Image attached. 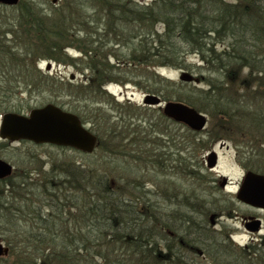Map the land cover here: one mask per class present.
Here are the masks:
<instances>
[{
	"label": "trees",
	"instance_id": "obj_1",
	"mask_svg": "<svg viewBox=\"0 0 264 264\" xmlns=\"http://www.w3.org/2000/svg\"><path fill=\"white\" fill-rule=\"evenodd\" d=\"M133 2L125 1L121 8H114L115 13L110 12L112 8H106L105 11L103 9L107 13V20L111 16L115 18L114 21L124 26L130 25L131 28L139 24L140 45L131 50L130 61H137L139 67L153 68L156 71L163 66L181 68L185 66L188 54H199L204 62V67L201 68L209 69L213 74L218 73L220 76L209 78L200 72L195 76L196 81L206 84L208 88L196 87L187 94L177 95V100L210 115L214 119L215 128H211L207 136L199 135V132L196 133L186 125L167 118L162 108H159L155 114L160 120L158 128L161 132L165 130V127L161 129V122L175 129L168 133L169 139H155L154 145H158L163 151L155 154L154 149H144L143 146L148 144L147 139L150 137L148 132L144 135L145 130L141 125L122 118L111 130L91 128L99 138L98 148L103 147L104 152L109 153L114 146L119 147L120 151L116 154L124 157L126 154L132 155L137 161L152 153L157 156L152 157L154 164L160 159L163 162L167 160V151L169 154H178L177 159L180 162H177V171H182L197 185L206 187L203 152L220 141L222 135L214 131L216 127L224 129L227 133L235 131L236 141L245 138L237 145L239 150L244 147L245 141L254 139L257 142L256 137L264 134V0H154L151 4L137 8L133 7ZM25 8L26 11L23 8L22 12L13 13L12 16H9L8 11L0 15V19L12 17L10 23L0 22V100L9 101H0V115L9 111L23 113L35 107L31 103L18 106L12 103L15 95L24 93L11 79L21 72L24 73V70L20 69L21 66L32 72H39L38 75L41 76L39 62L43 59H56L54 51L57 49V56L61 57L70 44L79 40V48L82 51L86 46L84 52L94 54L98 52L96 45L104 44L101 36L96 38V34H91L88 41L79 39V27L81 24L85 25L84 20L75 22L67 29L63 21L54 20L51 13L47 16L32 15V7ZM157 25H162V31L156 29ZM64 29L65 32L62 33ZM24 31L27 38L22 36ZM66 38L70 41L67 45L63 43ZM118 38H121V35ZM28 65H32L31 68ZM95 72L97 73L90 81L94 88L100 91V87L111 81V76L103 75L105 73H99L96 69ZM221 76L224 77L223 80L219 78ZM44 78L51 77L44 75ZM57 79L60 83L64 81L59 77ZM162 84V89L150 87L149 92L163 94L166 83ZM202 98L204 102H201ZM164 99L172 100L170 97ZM71 111L79 115L83 123L86 122L77 109ZM131 117L132 115H129L128 119ZM144 122L154 130V126L150 124L151 120L150 123L145 120ZM259 131L261 133L256 135ZM109 133L111 137L108 136ZM119 137L123 139V144L116 143L111 147L107 142L110 138ZM158 137L159 134L156 138ZM127 138L130 141L124 144ZM261 144L257 142L260 147ZM167 157L170 158L168 155ZM75 168L76 171L72 169L67 178L69 180L65 195L58 198L61 199L59 205L56 207L54 202L48 200V213L45 207L37 210L38 229L35 233L31 232L36 247L24 248V256L18 264H49L52 258L55 261L53 264L194 263L193 260L185 259L171 235V231L176 232L178 227L184 228L185 222L190 220L187 212L179 214L175 211L184 225L171 228L167 216L172 213L161 214L162 217L156 215L154 204L149 203L148 198L138 195L133 200H125V197L113 189L115 183L109 181V177L100 181L101 177H97L96 171L95 176H86L80 172V166ZM6 181H10V178L0 181V184ZM72 189L74 193H70ZM195 189L193 187L191 190L192 196L200 198ZM6 192L9 193L7 189ZM3 194L5 193L0 194V209L7 213L9 203L2 200ZM175 195L177 197L178 192ZM189 195L188 192L185 193L184 205L187 204L185 200L190 201ZM23 196L18 197L23 199ZM71 203H74V206ZM127 210L130 211L131 217H124ZM199 244L195 243L193 249V253L198 255L201 254L200 251H204ZM257 244L252 242L248 246H235L241 253L238 263L235 264H264V253L260 248L254 247L258 246ZM9 245V256L12 259L15 246L12 242ZM8 258L0 257V264H7V260L10 262ZM14 262L10 264H16Z\"/></svg>",
	"mask_w": 264,
	"mask_h": 264
},
{
	"label": "rangeland",
	"instance_id": "obj_2",
	"mask_svg": "<svg viewBox=\"0 0 264 264\" xmlns=\"http://www.w3.org/2000/svg\"><path fill=\"white\" fill-rule=\"evenodd\" d=\"M125 1L127 0H20L17 5L13 6L0 4V15L8 11L9 16H12L13 13L22 12L23 8L26 11L25 7L30 6L32 7L30 9L32 15L47 16L51 13L50 15L54 17V20H62L67 29L75 22L84 20L85 25L81 24L79 27L81 29L78 35L79 39H87L88 41L91 34H96V38L100 35L104 43L103 45L101 43L96 45L98 52L102 45L99 54L98 52L94 54L85 53L86 46L82 51L79 48V40L70 44L71 46L62 52L61 57L57 56L59 54L57 49L54 51L56 59H43L39 62L38 68L41 71V76L38 75L39 72H32L27 68L25 69V66H21L20 69L24 70V73L21 72V76L17 74L11 79L13 84L17 85L24 93L15 95L13 102L11 99L10 102L17 106L31 103L38 107L51 102L63 106L62 108L69 111L77 109L84 116L86 121L84 124L87 128L95 130H99V128H102L103 131L114 129L116 123H120L119 119L122 118L127 122L141 125V128L145 130L144 135L148 132L150 136L147 139L148 144L143 148L154 149L156 154L163 150L158 145H154L155 139L156 141L159 138L167 140L169 139L168 133L175 129L173 126L161 122V129L163 130L165 127V130L161 132L158 128L160 120L155 114L159 107L143 104L144 96L151 93L149 92L150 87L162 89V83L165 82L166 90L160 95L161 98L164 100V98L170 97L172 100H177V95L187 94L196 87L208 88L206 84L196 81L195 76L200 72L209 78L220 75L218 73L213 74L209 69L201 68L204 67V62L200 55L195 53L188 54L186 64L181 68L163 66L154 71L153 68L139 67L137 61L131 62V57L129 58L131 50L140 45L138 30L140 31L141 28H139V24H136L134 28H131L130 25L124 26V24L114 21L115 18L113 19L111 16L107 20V13L104 12L106 8H112L110 12L115 13L114 8H121L125 5ZM133 1L135 4L133 7L137 8L151 4L154 0ZM4 6L9 8L5 9ZM9 16L0 19V22L8 21L10 23L12 17ZM156 29L161 30L163 27L157 25ZM64 32L65 29L62 30V33ZM118 35H121V38H118ZM22 36L27 38V33L24 31ZM64 36L66 37V34ZM64 39L59 40L63 42ZM69 42L66 38L63 43L67 45ZM48 63H51L49 70L47 68ZM28 66L31 68L32 65ZM95 69L99 73L100 71L105 73L103 75L111 76V81L100 87V91L95 87L98 89L96 90L90 81L97 73ZM245 72L247 73L248 70ZM183 73L192 75L193 80L183 81L181 79ZM44 75L51 78H44ZM58 77H64V81L60 83ZM219 78L224 79L222 76ZM162 80L165 81L162 82ZM0 101L9 103L6 99ZM201 102H204L203 98ZM129 115L132 117L128 119ZM208 118L206 129L199 132V135L207 136L211 131L210 129L215 128L214 119L210 115ZM144 120L148 123L151 120L150 124L154 126V130ZM99 124L103 126L101 127ZM214 131L222 135L215 146L219 152V164L213 171L205 166L206 187L197 185L193 180H189V176L184 175L182 171H177L176 166H179L177 162H180L177 159L178 154H169L167 151V160L163 162L160 159L162 162L159 160L155 164L152 163V157L157 156L152 153H148L145 156L146 160L142 159L141 161L135 160L132 155L126 154L124 157L116 154L120 149L113 147V145L116 143L118 145L123 144V139L120 137L117 139L110 138V141H107L113 147L111 152H104L103 147H100L91 154L49 144H35L30 141L9 142L0 139V158L13 166L12 174L1 179L4 181L10 178V181L0 184V194L5 193L3 196L1 195L2 200L9 203L6 209L7 213L0 209V242L4 248L9 249L7 255L0 257L11 258L9 256L11 252L10 242L15 246L13 255L16 258L14 262L12 257L10 262L16 264L24 256L22 255L24 248L36 247L31 232L35 233L38 229L37 210L45 207L46 213H48L50 210V205L47 204L49 203L48 200L54 202L56 207L59 205L61 199L58 198L65 195V187L67 180H69L67 178H69L72 169L80 166V172L86 176H95L96 171L97 177H101L100 181L109 177V181L112 180L115 183L113 189L120 196L125 197L123 199L133 200L141 195L148 198L149 203L154 204L153 210H155L156 215L172 213L167 216L171 228L181 226L183 221L179 214L180 212H187L190 220L185 222L186 230L190 238L192 237L193 241L197 239L198 244L200 243L199 245L204 250L200 251V255L197 253L189 254V260H193V264L238 263L240 259L238 256H241V253L240 249L235 246H243L245 243L250 245L252 242L249 235L244 233L240 221L235 217V213L242 210L243 207L239 206L240 209H238L233 204L236 201V196L232 194L235 187L229 186L223 191L218 186L219 183L215 181L224 175L228 177L227 179L232 185H237L243 176L242 164H248L250 168L255 167L258 172L264 173V134L256 137L258 144L262 143L261 147L257 145L252 154L248 150L249 147L247 149L244 147L239 160V152L237 151L240 150L237 145L242 143L245 138L236 141L235 135L237 133L235 131L227 133L218 127ZM260 133V131L256 132V135ZM156 134H159L158 138H156ZM108 136L111 137L110 133ZM128 138L124 144L129 143ZM221 142L225 143L224 148L219 149ZM209 151L203 152L205 160ZM193 187L196 188L195 193H198L200 198L192 196ZM6 189L9 191L8 194ZM211 190L215 191L211 192ZM74 192L72 189L70 193ZM176 192H178L177 197ZM186 192L190 194V201L185 200L187 204L184 205L183 197ZM19 195L24 198L20 199ZM56 201L58 202L56 203ZM71 205L74 206V203ZM134 215L137 216V213ZM124 217H131L130 211L127 210ZM262 237H264V232H262ZM262 241L264 239H258L253 244L256 245ZM226 245L230 246L225 247ZM257 245L254 247L260 248L264 253V246L262 244ZM10 262L7 260V264ZM53 263H55L54 258L49 264Z\"/></svg>",
	"mask_w": 264,
	"mask_h": 264
},
{
	"label": "water",
	"instance_id": "obj_3",
	"mask_svg": "<svg viewBox=\"0 0 264 264\" xmlns=\"http://www.w3.org/2000/svg\"><path fill=\"white\" fill-rule=\"evenodd\" d=\"M20 0H0V4L17 5ZM48 63V69L51 67ZM183 81L193 80V76L183 73ZM144 104L162 106L163 113L176 122L188 126L194 131H202L206 128L208 117L196 108L181 101H162L155 94H147ZM0 124V138L2 140L21 141L29 140L37 144H54L61 147H71L83 153H93L98 146L97 135L86 128L75 113L66 111L59 106L49 103L42 107L31 109L28 114L7 112L2 116ZM224 143L220 144L222 148ZM213 150L208 153L206 163L209 169L218 165L219 155ZM13 172L11 163L0 158V180L10 176ZM227 183L224 177L222 186ZM241 188L237 198L242 202L264 209V174L248 172L241 182ZM261 222L256 220L247 224L251 231H258ZM9 249L4 248L0 242V256L8 254Z\"/></svg>",
	"mask_w": 264,
	"mask_h": 264
},
{
	"label": "flooded vegetation",
	"instance_id": "obj_4",
	"mask_svg": "<svg viewBox=\"0 0 264 264\" xmlns=\"http://www.w3.org/2000/svg\"><path fill=\"white\" fill-rule=\"evenodd\" d=\"M61 78L64 79V77H61ZM245 142L246 143H245L244 147L246 149L249 147L248 150L250 151L251 154L253 152H255L254 150H256V148H257L256 140L250 139L249 141H245ZM215 148L216 147L214 145L212 149H215ZM243 148L240 151H237V152H239V160H240L241 153L243 152L242 150H244ZM242 166H243V168H242L243 169V171H242L243 176L241 178V182H242L244 175L247 172H249V171L250 172L251 171L257 172V169L255 167L250 168V166L248 164H242ZM219 180L220 179H217L215 182L219 183L218 186L221 187V184H220L221 181L219 182ZM241 182H239L237 185H232V183H230V181H229V184H226L225 186H222L223 188L222 187L221 188L224 191L229 186L235 187L234 193H232V194H234L236 196V193L241 186ZM233 204L236 205L238 207V209H240L239 206L243 207L242 210H238L235 213V217L240 221V224L242 226L244 233L246 235H249V238L252 241H256L258 239H263L262 232H264V210L262 208H258V207H255V206L243 203V202L241 203V201L237 199V196H236V201ZM255 220L261 221V228L259 231H256V232L247 229V223L253 222ZM171 235L174 238L175 244L177 245L179 250H182V253H183L185 259L189 260L190 259L189 254H193V249L195 247V243H198V241L197 240L193 241V238L192 237L190 238V235L188 234V232L186 230V226H184V228H181V227L176 228V232L171 231ZM259 244H262L264 246V241L259 242ZM244 245L248 246L247 243H245Z\"/></svg>",
	"mask_w": 264,
	"mask_h": 264
}]
</instances>
